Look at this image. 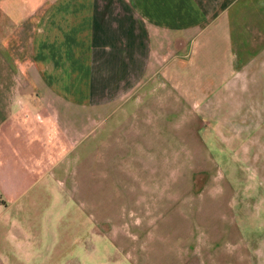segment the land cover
<instances>
[{"label":"crops","instance_id":"0c3cea01","mask_svg":"<svg viewBox=\"0 0 264 264\" xmlns=\"http://www.w3.org/2000/svg\"><path fill=\"white\" fill-rule=\"evenodd\" d=\"M263 123L264 0H0V263L73 213L95 263L252 264L235 167L264 170Z\"/></svg>","mask_w":264,"mask_h":264},{"label":"rangeland","instance_id":"374dc122","mask_svg":"<svg viewBox=\"0 0 264 264\" xmlns=\"http://www.w3.org/2000/svg\"><path fill=\"white\" fill-rule=\"evenodd\" d=\"M212 125H216L214 120H209ZM264 124V123H263ZM250 130L248 138L252 135ZM253 139V137L251 138ZM220 142V140L216 141ZM264 143V136L261 138ZM219 171L230 172L232 168L223 167L217 151L213 152ZM264 167V166H263ZM237 170L235 185L239 200L243 201L242 207L238 209V226L244 241L253 249L252 264H264V170L260 163H252L251 166L235 167ZM233 168V169H235ZM231 173V172H230ZM47 220L44 222V219ZM12 227L14 218L13 212H7L5 217L1 214L0 220ZM81 216L70 215H47L37 218V258L34 263L26 261L10 264H129L126 262L124 252L119 248L110 247V252L105 253L104 248L100 261L94 262L91 233L87 230L88 225L81 227ZM79 240L83 241L86 248L79 245ZM88 249L87 255L85 250ZM101 251V248H100ZM9 255V254H8ZM3 264V263H0ZM9 264V263H6ZM188 264H199L197 257H193Z\"/></svg>","mask_w":264,"mask_h":264}]
</instances>
